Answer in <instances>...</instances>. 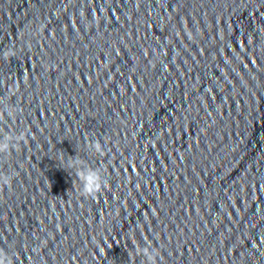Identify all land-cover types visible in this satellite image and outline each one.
<instances>
[{"label": "clouds", "instance_id": "clouds-1", "mask_svg": "<svg viewBox=\"0 0 264 264\" xmlns=\"http://www.w3.org/2000/svg\"><path fill=\"white\" fill-rule=\"evenodd\" d=\"M4 57L7 59L10 56H14L15 52L11 49L3 53ZM10 116L12 112L8 113ZM25 134L23 132L14 134L11 132H4L0 136V154H8L11 149L16 147L21 140L24 139ZM89 151H94L100 155H103V148L99 140L90 141L87 144ZM61 163L66 165V168L72 169L75 172L81 184V195L84 197L95 198L101 190L107 186V181L102 176L99 169H94L90 167L85 160L80 158L78 155L75 157L68 156L67 160H61ZM11 177L8 175H0V184H10ZM147 246L141 247L137 245L135 252L138 256H142V264H156V258L159 252L156 248L151 246V242H147ZM0 264H11V261L7 256L0 251Z\"/></svg>", "mask_w": 264, "mask_h": 264}]
</instances>
